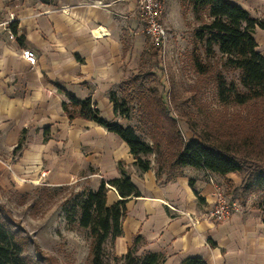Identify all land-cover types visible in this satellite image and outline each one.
Here are the masks:
<instances>
[{
    "label": "crops",
    "instance_id": "1",
    "mask_svg": "<svg viewBox=\"0 0 264 264\" xmlns=\"http://www.w3.org/2000/svg\"><path fill=\"white\" fill-rule=\"evenodd\" d=\"M54 1L56 8L39 0H20L10 8L0 0L4 17L16 16L21 38L12 40L0 29V123L4 124L0 131L11 134L12 141L22 132L36 133L25 158L34 163L32 171L43 166L53 188L78 185L96 191L103 181L119 179L118 164L124 163L141 196L128 200L124 234L113 247L117 256H125L134 239L142 236L139 256L161 255L164 264H184L191 258L207 264H264V211L258 205L253 208L249 200L254 196L230 220L212 219L219 194L233 183L240 198L243 181L234 179L240 173L222 177L183 169L158 180L154 158L152 169L142 173L129 146L117 135L95 122L68 119L63 111L66 98L55 83L80 100L92 98L104 118L103 102L111 121L124 125L114 114L110 94L133 75L127 76L129 50L121 39L122 24L106 10L89 5L100 0ZM227 1L251 13L245 4L251 0ZM24 50L36 54V65L24 60ZM121 200L111 188L108 206Z\"/></svg>",
    "mask_w": 264,
    "mask_h": 264
},
{
    "label": "rangeland",
    "instance_id": "2",
    "mask_svg": "<svg viewBox=\"0 0 264 264\" xmlns=\"http://www.w3.org/2000/svg\"><path fill=\"white\" fill-rule=\"evenodd\" d=\"M162 1L165 6L163 21L170 37L158 57L154 56L151 40L139 16L138 0H100L89 5L106 10L114 21L122 24L121 39L129 50L130 71L127 76L139 73L155 75L146 81V86L157 87L164 94L173 116L180 121L179 127L186 141L194 137L193 129L211 144L229 147L233 154L248 162L247 169L234 176L240 183L254 166L264 167V100L245 106L223 105L218 96V74L222 73L228 82H235L239 90L245 92L239 83L240 73L224 72V61L218 48L210 58L203 46L198 53L203 64L208 66V73H198L193 48L194 32L200 24L195 21L193 13L183 17L179 0ZM15 2L20 3V0H6L5 6L11 8ZM245 4L250 8L253 19H264V0H251ZM48 6L57 7L54 0H49ZM256 39L258 50L264 55V31L257 29ZM144 50L152 52L142 62ZM116 92L121 97V87ZM101 109L105 120L111 121V112L103 102ZM122 121L124 125L136 127L143 139L151 144L140 127V117L134 107L131 108L130 120L122 118ZM2 128L4 124L0 123V130ZM10 135L0 131V203L10 211L23 235L30 239L26 255L33 264H47L44 260H54L56 264H90L89 231L78 225L71 226L67 219L76 199L86 194L89 188L78 185L53 188L48 174L42 171L43 166L39 171L35 168L32 171L34 163L25 158L30 155L27 150L34 147L29 148L28 144L29 140L36 141V133L22 132L14 142ZM234 188L233 183L228 191L225 189L224 195L230 201L241 203ZM250 201L256 209L260 203L264 205V194L254 196ZM36 246L42 251L43 259L38 256ZM113 247V241L109 240L105 245L104 264H123L115 259L123 256H117Z\"/></svg>",
    "mask_w": 264,
    "mask_h": 264
},
{
    "label": "trees",
    "instance_id": "3",
    "mask_svg": "<svg viewBox=\"0 0 264 264\" xmlns=\"http://www.w3.org/2000/svg\"><path fill=\"white\" fill-rule=\"evenodd\" d=\"M39 1L47 4L49 0ZM179 3L183 17L187 18L193 13L195 21L200 24L194 32L193 57L197 72L208 73V66L203 64L198 53L200 46H203L206 56L210 58L218 48L223 57L224 72L240 73L239 83L245 92H241L235 82H228L222 73L218 74L216 83L220 102L226 106H245L264 100V55L259 52L256 39L257 29L264 31V19H253L247 10L227 0H179ZM12 31L16 41L20 42L16 24L12 25ZM151 49L155 57L163 51L162 46L152 45ZM151 52L145 51L143 60ZM153 78L155 75L151 73L133 75L122 83L121 97L116 91L110 94L116 117L129 121L131 108L136 109L140 127L151 144L143 139L136 127L105 120L92 98L80 100L63 84L57 82L54 85L66 98L63 111L68 119L72 122L78 119L95 122L117 135L129 146L136 160L135 165L142 173L152 169L153 156L158 180L165 174L183 169L206 170L222 177L244 172L248 162L233 154L231 148L211 144L191 128L194 137L189 141L184 139L180 121L173 116L164 94L157 87L146 86V81ZM118 168L122 174L119 179L103 181L98 190H89L80 196L67 217L71 226L78 225L90 233V264H104L106 243L109 240L114 243L124 234L123 221L128 215V200L141 196L124 163L120 162ZM111 188L118 191L122 200L108 206L107 197ZM260 194H264V167L256 165L243 181L239 199L245 205L250 197ZM259 208L264 211L261 203ZM143 244V237L137 236L128 253L115 259L123 264H164L165 258L161 255L139 256ZM29 246L30 239L23 235L10 211L0 203V264H33L26 255ZM36 250L43 259L40 248L36 246ZM44 262L56 264L54 260ZM184 264L207 263L200 258H191Z\"/></svg>",
    "mask_w": 264,
    "mask_h": 264
},
{
    "label": "built area",
    "instance_id": "4",
    "mask_svg": "<svg viewBox=\"0 0 264 264\" xmlns=\"http://www.w3.org/2000/svg\"><path fill=\"white\" fill-rule=\"evenodd\" d=\"M139 16L144 22L145 33L151 40L153 46H162L163 50L167 46L169 32L163 21L165 6L162 0H138ZM17 21L14 14H10L5 18L0 10V29L5 30L12 40H16V36L12 31V25ZM22 57L31 65H36L38 58L31 50H24ZM243 206L238 201H230L224 192H221L217 198V202L212 212V219L217 223H224L230 220L236 214L241 213Z\"/></svg>",
    "mask_w": 264,
    "mask_h": 264
}]
</instances>
